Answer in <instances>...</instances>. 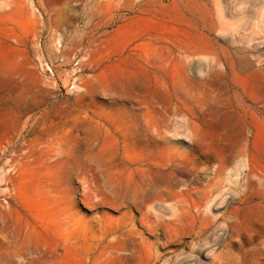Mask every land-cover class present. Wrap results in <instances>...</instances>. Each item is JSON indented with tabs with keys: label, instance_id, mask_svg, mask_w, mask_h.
I'll return each mask as SVG.
<instances>
[{
	"label": "rangeland",
	"instance_id": "obj_1",
	"mask_svg": "<svg viewBox=\"0 0 264 264\" xmlns=\"http://www.w3.org/2000/svg\"><path fill=\"white\" fill-rule=\"evenodd\" d=\"M263 7L0 0V264H264Z\"/></svg>",
	"mask_w": 264,
	"mask_h": 264
},
{
	"label": "bare ground",
	"instance_id": "obj_2",
	"mask_svg": "<svg viewBox=\"0 0 264 264\" xmlns=\"http://www.w3.org/2000/svg\"><path fill=\"white\" fill-rule=\"evenodd\" d=\"M132 3V2H131ZM247 4V3H246ZM261 4V3H260ZM256 5V4H255ZM256 7V6H255ZM264 8V7H263ZM219 14V13H218ZM221 14V13H220ZM255 17V16H254ZM121 18V17H120ZM261 19V18H260ZM264 19V18H263ZM126 31V30H125ZM129 31H131V30H129ZM118 32V31H117ZM235 32V31H234ZM126 33V32H125ZM130 33V32H129ZM134 34V33H133ZM215 34H217V33H215ZM186 176V175H185ZM189 177V176H188ZM187 177V178H188ZM171 187V186H170ZM212 190V189H211ZM208 191L207 192V195H208V193H210V192H213V191ZM204 194H205V191L203 192ZM206 195V197H208ZM213 197H215V196H213ZM213 197H212V199H213ZM211 199V200H212ZM215 199V198H214ZM204 200V199H203ZM159 205V207H160V205L161 204H158ZM157 205V206H158ZM162 205H164V203H162ZM200 205V204H199ZM155 206V205H154ZM165 206V205H164ZM209 205H206V207H208ZM178 207V209H172V211L174 212V218L175 219H173V221H179L180 220V218H181V216H180V211H181V206H177ZM162 208L164 209V207L162 206ZM204 208V207H203ZM168 209V208H167ZM162 210V209H161ZM205 210H207L206 212H208V208H205ZM163 211V210H162ZM164 211H166V210H164ZM170 211H171V208H170ZM159 212V211H158ZM161 212V211H160ZM159 212V213H160ZM169 212V211H168ZM172 212V213H173ZM159 213H156V214H158V215H155V216H152L151 214H149V213H147V215L150 217V218H153L155 221H158L159 220V218L160 217H163V215L162 216H160L161 215V213L159 214ZM163 213V212H162ZM164 214V213H163ZM166 214H168L167 212H166ZM189 215V214H188ZM160 216V217H159ZM173 216V215H172ZM171 216V217H172ZM165 219V218H164ZM172 219V218H171ZM184 219V218H183ZM170 220V219H169ZM169 224H170V222H169ZM173 225V224H172ZM171 225V226H172ZM143 232H144V230H142ZM157 232H159L158 230H157ZM157 232L155 233V235H157ZM147 233H149L150 235H152L153 236V234H154V230L153 229H151V230H149ZM146 234V233H145Z\"/></svg>",
	"mask_w": 264,
	"mask_h": 264
}]
</instances>
